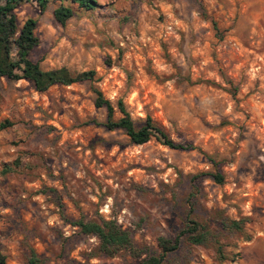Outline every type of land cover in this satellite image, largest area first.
Returning a JSON list of instances; mask_svg holds the SVG:
<instances>
[{"label":"rangeland","instance_id":"1","mask_svg":"<svg viewBox=\"0 0 264 264\" xmlns=\"http://www.w3.org/2000/svg\"><path fill=\"white\" fill-rule=\"evenodd\" d=\"M66 25L50 4L16 9L38 21L31 57L48 70L95 79L38 92L0 78V252L7 264H136L111 257L70 221L116 220L141 258L159 255L190 217L163 264H264V0H98ZM136 122L150 116L176 143L135 145L108 130L94 89ZM116 118L121 117L117 111ZM22 164L7 174L4 164ZM221 172L224 182L212 175ZM70 219V220H68ZM244 220L242 231L223 222ZM224 252L235 260H223Z\"/></svg>","mask_w":264,"mask_h":264},{"label":"trees","instance_id":"2","mask_svg":"<svg viewBox=\"0 0 264 264\" xmlns=\"http://www.w3.org/2000/svg\"><path fill=\"white\" fill-rule=\"evenodd\" d=\"M26 2L37 3L41 11H45L50 4H58L53 14L56 22L63 26L78 11H90L100 7L98 0H0V78L5 77L14 81L28 80L38 92H45L54 85H71L94 80L96 75L94 70L80 73L73 72L67 67L46 70L41 66L40 61L32 59V53L40 45V38L36 34L38 21L35 18H29L20 27L15 12L20 5ZM94 93L96 94L95 106L104 108L107 112L103 126L111 131L123 130L133 144L141 145L155 138L161 144L174 149L193 148L191 144L176 143L150 116L142 122H136L122 100L114 105L101 90L95 88ZM117 111L121 113L119 118L115 116ZM21 164L19 159L11 164L6 163L1 172L7 174L19 168ZM212 177L220 184L224 182V175L221 172L215 173ZM70 223L80 228L83 234L99 239L100 249L104 254L113 257L120 251L126 250L138 259L136 264H163L167 255L181 245V236L186 235L192 244H204L208 241L210 234L199 221L189 217L184 230L175 239L159 238L161 249L159 255L141 258L142 251L137 248L129 231L123 229L116 220L103 219L85 222L79 219L71 220ZM223 224L233 231H242L244 228L243 219L229 220ZM217 244L218 254L223 260L228 258L235 260L234 255L231 256L224 252L223 245L219 242ZM36 261L34 259V264ZM0 264H7V256L2 252H0Z\"/></svg>","mask_w":264,"mask_h":264}]
</instances>
